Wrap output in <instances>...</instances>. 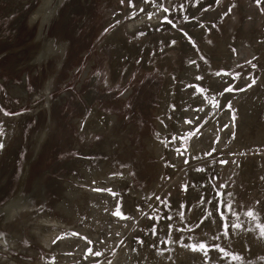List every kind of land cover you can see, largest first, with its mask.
<instances>
[{"label": "rangeland", "instance_id": "obj_1", "mask_svg": "<svg viewBox=\"0 0 264 264\" xmlns=\"http://www.w3.org/2000/svg\"><path fill=\"white\" fill-rule=\"evenodd\" d=\"M40 2L0 0V264H264V0Z\"/></svg>", "mask_w": 264, "mask_h": 264}, {"label": "bare ground", "instance_id": "obj_2", "mask_svg": "<svg viewBox=\"0 0 264 264\" xmlns=\"http://www.w3.org/2000/svg\"><path fill=\"white\" fill-rule=\"evenodd\" d=\"M60 1L61 0H41V2H40L41 4H39L37 6V8L34 10V12H33L34 15H33L32 19H31V22H33L35 19L36 20L38 19V21L41 22L40 26L38 27V32L42 28H45V26L49 23V19L53 16L54 11L57 8V6L59 5ZM37 37H39V36L37 35ZM47 94L48 93L46 92L45 95L47 96ZM25 167L28 168V163L25 165ZM24 174H25V171L23 173V176H24ZM23 179L24 178H22V180ZM16 195H19V194H16ZM66 196L68 198H70V196H74V193H71V190H68L66 192ZM31 207H33V203L30 200V198H25V197L18 196L16 198L12 199L8 204L5 205L4 208H2L0 210V214H2L1 215V222L5 223V222L14 221L22 213L29 211V209ZM69 214H71V213L69 212ZM6 241H7L8 244H10L9 246H11V245L13 246V241L12 240L6 239ZM0 243H1V245L4 244V246L7 245V244H5V242L1 238H0ZM118 259H120V258H118Z\"/></svg>", "mask_w": 264, "mask_h": 264}, {"label": "flooded vegetation", "instance_id": "obj_3", "mask_svg": "<svg viewBox=\"0 0 264 264\" xmlns=\"http://www.w3.org/2000/svg\"><path fill=\"white\" fill-rule=\"evenodd\" d=\"M34 12V11H33ZM32 12V14L30 15V18H29V20L31 21V19H32V17H33V15H34V13ZM40 24H41V22L40 21H38L37 22V25H38V27L40 26ZM72 193V192H71ZM74 198V196H70V199H73Z\"/></svg>", "mask_w": 264, "mask_h": 264}, {"label": "snow or ice", "instance_id": "obj_4", "mask_svg": "<svg viewBox=\"0 0 264 264\" xmlns=\"http://www.w3.org/2000/svg\"><path fill=\"white\" fill-rule=\"evenodd\" d=\"M249 215H252V213H249ZM201 247H203V245Z\"/></svg>", "mask_w": 264, "mask_h": 264}]
</instances>
